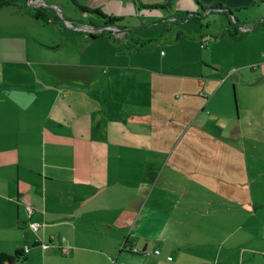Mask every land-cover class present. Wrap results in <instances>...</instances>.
Wrapping results in <instances>:
<instances>
[{"label":"crops","instance_id":"0c3cea01","mask_svg":"<svg viewBox=\"0 0 264 264\" xmlns=\"http://www.w3.org/2000/svg\"><path fill=\"white\" fill-rule=\"evenodd\" d=\"M104 1L35 0L71 28L53 10L50 24L0 10V253L264 264V2L174 0L161 15L141 8L168 0H121L118 13ZM216 3L230 19L203 11ZM79 6L123 18L122 31ZM175 14L200 21L164 25ZM215 16L228 21L206 30Z\"/></svg>","mask_w":264,"mask_h":264},{"label":"trees","instance_id":"16d2710c","mask_svg":"<svg viewBox=\"0 0 264 264\" xmlns=\"http://www.w3.org/2000/svg\"><path fill=\"white\" fill-rule=\"evenodd\" d=\"M72 2L76 3V0H71ZM135 1V0H134ZM198 4L200 3L198 0H195ZM23 2V5L21 6L19 3ZM28 2V0H0V10L7 8V7H18L20 10H24L26 9L29 13H32L33 16L35 18H37L38 20L42 21L44 24H50L53 23V19H51V15L53 13L52 10L47 9L45 7H31L29 5H27L26 3ZM256 2L258 3H263L264 0H256ZM136 4V2H134ZM77 4V3H76ZM137 5V4H136ZM200 5V4H199ZM138 6V5H137ZM174 6V0H168L166 3L164 4H156V5H148V6H142L141 9H146L148 11H163V12H169L171 11L172 7ZM80 10L83 13H93L95 15H97L100 19H102L104 21L103 25L104 27H111L113 29H109V34H116V33H120V28H119V24L124 20L123 18L114 16V15H109L104 13L103 11H101L100 9H89L87 7L84 6H79ZM138 11L141 12L140 7H137ZM203 11L206 10H216V11H220L224 16H226L228 19H230L229 17L232 16V12L224 9L219 3L210 5L206 8H202ZM176 18H173V20H169L167 23H165L164 25L168 24L169 26H174V24L176 23H194V22H199V17L200 14H185V15H176ZM120 29V30H119ZM122 31V30H121ZM106 34L105 31H103L101 33V35ZM181 33L178 34V36H180ZM230 36L235 38V39H239V30L238 27L236 26L234 28L233 31L230 32ZM91 38H95L94 35H91ZM207 45L208 43L205 42ZM203 49V48H202ZM27 261V253L25 251H16L14 254L9 255L6 253H0V264H23Z\"/></svg>","mask_w":264,"mask_h":264},{"label":"rangeland","instance_id":"374dc122","mask_svg":"<svg viewBox=\"0 0 264 264\" xmlns=\"http://www.w3.org/2000/svg\"><path fill=\"white\" fill-rule=\"evenodd\" d=\"M33 1H35V0H33ZM49 3H57V0H47ZM181 1H184L188 6V8H190L191 7V4L193 5H195L196 6V3L195 2H193V0H181ZM47 4V3H46ZM103 5V10L106 12V13H109V8L112 10V11H114V12H116V13H118V12H123V11H125V3H124V1H121V0H106V1H104V4H102ZM47 6L49 7V8H53V7H51V5L50 4H47ZM261 6V5H260ZM197 7V6H196ZM47 8V7H46ZM71 8H73L72 6H71ZM262 8H264V6L262 5ZM74 9V8H73ZM56 14H58L59 15V17L62 19V25H64L63 27H69V26H65V21H63V18H62V15L60 14V13H58V11H57V9H52ZM78 10V9H77ZM62 11V10H61ZM259 11V7H257V6H255V7H253L252 9H249V15H248V17L246 18V20L244 21V23L245 24H247V25H250V27H253L254 29L253 30H256V25H257V23H258V21H254L253 19H254V17H255V14H258L257 12ZM158 12H160V14L162 15L163 14V11H153V13L154 14H156V13H158ZM64 13V12H63ZM78 13L81 15V11H79L78 10ZM245 13V12H244ZM64 15L65 16H67L68 15V13L67 12H65L64 13ZM88 16H90V17H92V18H94L96 21H97V17L93 14H88ZM153 16H155V17H157V15H153ZM129 18H131V17H129ZM216 18V19H215ZM226 18H223V17H221V16H215L214 17V21H211L212 22V24L208 27V26H205L204 28L207 30V29H210V31H219L221 28H220V24H219V22L220 21H222V22H226V20H225ZM138 20H139V18L137 19V23H138ZM263 20H264V18H263ZM200 21V20H199ZM228 21V20H227ZM262 21V20H261ZM260 21V22H261ZM263 23V22H262ZM260 25V27H262L261 26V24H259ZM194 27V25H191V24H188V25H185V24H183L181 27L179 26V28H185V30L186 29H189V28H193ZM242 27V26H241ZM264 27V26H263ZM69 28H71V27H69ZM175 28H177V27H175ZM73 29V28H72ZM241 28H239V30H240ZM69 31H71L70 29H68ZM242 30V29H241ZM253 30H244V32L243 33H245L246 35L248 34V33H251V32H253ZM160 31L162 32V29H160ZM223 32L225 31V29H223L222 30ZM187 35H189V34H187ZM165 36H168L167 35V33L165 34ZM163 37V34L161 35V38ZM176 37V36H175ZM225 37V36H224ZM173 39H175L174 37H172ZM190 38V37H189ZM183 40H185V39H183ZM162 43H163V41H162ZM161 51H164V52H168V48L166 47V45L163 43V47H162V49H161ZM223 65V64H222ZM235 65H238L237 63H235ZM224 66V65H223ZM234 66V65H233ZM231 67V66H230ZM229 71H233L232 70V68H229V70H228V72ZM250 72H252V71H250ZM254 77V76H253ZM232 91H233V95H234V90L232 89Z\"/></svg>","mask_w":264,"mask_h":264},{"label":"built area","instance_id":"2783aa9c","mask_svg":"<svg viewBox=\"0 0 264 264\" xmlns=\"http://www.w3.org/2000/svg\"><path fill=\"white\" fill-rule=\"evenodd\" d=\"M110 29H113V28H110ZM206 47H207V44H206V43H203V44H202V48L205 49ZM38 228H39V227H38L37 225H36V226H35V225L32 226V229H34V230H37ZM64 242H65V239L62 238V239L60 240V243H64ZM49 247H50V244H44V245H42V248H43L44 250H47ZM62 251H63L64 254H68V249L65 248L64 246H63V248H62ZM25 252L27 253V252H28V249H26ZM155 254H156V255H159L160 252H159V251H156ZM170 260H171V258H170Z\"/></svg>","mask_w":264,"mask_h":264},{"label":"water","instance_id":"95a60500","mask_svg":"<svg viewBox=\"0 0 264 264\" xmlns=\"http://www.w3.org/2000/svg\"><path fill=\"white\" fill-rule=\"evenodd\" d=\"M29 1V5L32 7V6H35V7H38V5H36L35 1L33 0H28Z\"/></svg>","mask_w":264,"mask_h":264}]
</instances>
